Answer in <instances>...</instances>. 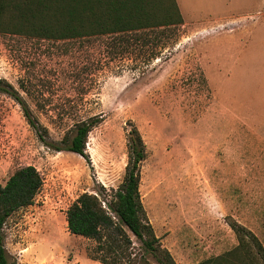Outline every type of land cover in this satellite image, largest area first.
Wrapping results in <instances>:
<instances>
[{
	"label": "rangeland",
	"instance_id": "rangeland-1",
	"mask_svg": "<svg viewBox=\"0 0 264 264\" xmlns=\"http://www.w3.org/2000/svg\"><path fill=\"white\" fill-rule=\"evenodd\" d=\"M180 2L192 23L67 40L0 34V79L52 140L102 117L88 134L86 160L44 145L20 105L0 92V185L26 165L43 180L33 204L6 221L11 262L100 264L89 258L94 241L67 231L65 212L97 183H121L130 122L146 145L141 200L175 264L232 251L230 219L264 247V0ZM245 14L253 18L209 23Z\"/></svg>",
	"mask_w": 264,
	"mask_h": 264
},
{
	"label": "trees",
	"instance_id": "trees-1",
	"mask_svg": "<svg viewBox=\"0 0 264 264\" xmlns=\"http://www.w3.org/2000/svg\"><path fill=\"white\" fill-rule=\"evenodd\" d=\"M159 9L163 15L157 17ZM9 12L11 15L5 18ZM181 23L183 19L175 0H0V34L67 40ZM0 92L20 105L24 118L44 145L89 159L86 142L92 128L102 121L100 115L76 122L59 140H52L48 128L32 113L17 89L2 78ZM128 124L123 180L116 188L97 183L93 192L80 194L66 209L67 231L93 240L89 258L101 264H149L145 254L152 255L160 264H175L147 218L139 190L146 145L138 128L131 122ZM42 185V177L33 165L17 168L0 185V264H16L10 261L5 247L7 219L33 204ZM228 225L238 245L223 256L199 264H264V247L258 237L234 219ZM132 237L140 243L142 255L133 251Z\"/></svg>",
	"mask_w": 264,
	"mask_h": 264
},
{
	"label": "crops",
	"instance_id": "crops-1",
	"mask_svg": "<svg viewBox=\"0 0 264 264\" xmlns=\"http://www.w3.org/2000/svg\"><path fill=\"white\" fill-rule=\"evenodd\" d=\"M175 2L177 4V6H178V9L180 11V14L182 16L183 21L187 22L188 19L186 18L185 15H186V11H188V10H186V7L182 5V2H180V0H175ZM247 15L248 14H245V16H242V17H235V18H232L231 17V18L222 19V20H215V21H212V22H209V23H213V22H223V21H229V20H245L246 21V20H251L253 18V17L252 18L251 17L248 18ZM260 15H264V13H260ZM188 22H190V21H188ZM190 23H192V22H190ZM41 39H45V38H41Z\"/></svg>",
	"mask_w": 264,
	"mask_h": 264
}]
</instances>
